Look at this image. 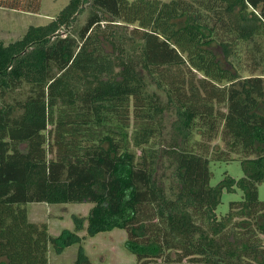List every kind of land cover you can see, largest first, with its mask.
Listing matches in <instances>:
<instances>
[{
    "label": "trees",
    "instance_id": "16d2710c",
    "mask_svg": "<svg viewBox=\"0 0 264 264\" xmlns=\"http://www.w3.org/2000/svg\"><path fill=\"white\" fill-rule=\"evenodd\" d=\"M41 3L0 7L37 13ZM261 66L264 0H69L49 23L1 41L0 264H48L50 245L80 242L31 219L27 205L40 202L93 203L88 234L127 229L142 264H175L174 253L264 264V74L243 75ZM24 86L27 96L5 100ZM213 160H239L244 175L212 185ZM237 188L242 199L219 217L223 191Z\"/></svg>",
    "mask_w": 264,
    "mask_h": 264
},
{
    "label": "rangeland",
    "instance_id": "374dc122",
    "mask_svg": "<svg viewBox=\"0 0 264 264\" xmlns=\"http://www.w3.org/2000/svg\"><path fill=\"white\" fill-rule=\"evenodd\" d=\"M69 0H42V6L37 13L17 11L12 9L0 8V42L9 43L21 38L26 30L32 25H45L49 23L61 9H63ZM87 12L80 17L81 23L85 20ZM264 66L255 69H245L243 75L249 74H264L262 71ZM264 70V69H263ZM153 90L160 95L163 102L166 103L167 95L165 91L152 87ZM30 92L27 86L12 90L5 97L6 101H11L14 96L24 98ZM165 135L163 143L167 144L171 137V123L175 118L174 110L168 109L164 113ZM50 128V127H49ZM210 168L213 172L211 184L216 185L227 176L236 179L244 175V169L239 160L233 161H211ZM171 166L169 162L163 161L158 172V177L166 186L167 191L171 194L170 173ZM259 199L264 201V183L258 184ZM243 197L241 189L237 188L233 191L224 190L222 200L216 209L219 217L223 216L233 200H240ZM93 203H29L27 205L28 213L31 219L36 221H45L49 225V232L53 235H58L60 232L68 229L71 232H76L80 237L79 243H74L70 246L63 247L60 251L49 246V263L48 264H142V261L137 256L129 253L125 248V242L129 239L127 229L115 228L110 231L99 232L95 235H89L87 232L86 216L89 214ZM75 217L77 222L83 224L82 228L76 230ZM146 221L157 223L155 217H148ZM162 228L160 224L156 226ZM154 227V228H156ZM79 253L85 255L86 262H78ZM166 256L157 259L155 264H163L166 261ZM172 260L175 264H194L190 257L174 253ZM171 261V262H172Z\"/></svg>",
    "mask_w": 264,
    "mask_h": 264
},
{
    "label": "crops",
    "instance_id": "0c3cea01",
    "mask_svg": "<svg viewBox=\"0 0 264 264\" xmlns=\"http://www.w3.org/2000/svg\"><path fill=\"white\" fill-rule=\"evenodd\" d=\"M1 8V7H0Z\"/></svg>",
    "mask_w": 264,
    "mask_h": 264
}]
</instances>
